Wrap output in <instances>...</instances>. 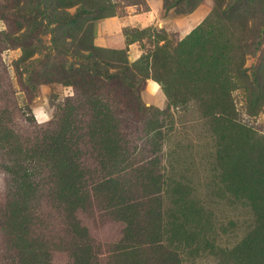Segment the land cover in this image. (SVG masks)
<instances>
[{"label": "rangeland", "instance_id": "rangeland-1", "mask_svg": "<svg viewBox=\"0 0 264 264\" xmlns=\"http://www.w3.org/2000/svg\"><path fill=\"white\" fill-rule=\"evenodd\" d=\"M263 26L264 0H0V264H264Z\"/></svg>", "mask_w": 264, "mask_h": 264}, {"label": "trees", "instance_id": "trees-1", "mask_svg": "<svg viewBox=\"0 0 264 264\" xmlns=\"http://www.w3.org/2000/svg\"><path fill=\"white\" fill-rule=\"evenodd\" d=\"M45 0H36V4H43ZM59 3V2H58ZM216 12H214L213 15H215ZM103 17V12H99V11H96V16L95 17H90V18H86L84 21H82L81 23L77 22V26L81 28V31H83V28H84V33L85 32H89V30L91 29L93 23H94V20H99ZM71 22H76V19H70L68 24H70ZM85 22V24L83 23ZM209 23V20H207L206 22H204L201 26H199L196 30H194L192 32V34H190L188 36V38H186L184 41H181L180 42V46H183L185 44H195L197 43L201 36L205 33L206 31V27H210V25L208 24ZM80 24V25H79ZM83 26V28H82ZM264 27V26H263ZM70 31H74V29H71ZM217 41V44L218 45H221L222 48L224 46H226L227 44L230 43V41L228 40V38H226L224 35H219L218 39H215ZM229 42V43H228ZM82 49H84V54L83 56L84 57H91L92 59H95L97 57L100 56V48L95 46L94 44H92V42L90 41H87L86 39V34H84L83 36V45H82ZM154 58H153V61H152V73H153V77L159 81H162L163 83L166 82V75H167V68L164 66V67H159V62H162L163 58L165 59V54H166V51H163L162 52V59H161V56L159 53H156L154 52ZM95 62V63H94ZM94 63V66L97 68V69H104V67H101V65H97V61H93ZM93 70V69H91ZM107 70V68H106ZM105 70V71H106ZM108 72V71H107ZM121 78H123L125 81L129 82V83H134L135 81V78H136V75L135 73H129L128 71V68L125 66L123 68V71H121ZM169 87H166V90H167V93H168V96L171 98L173 97L174 99L176 98V95L175 94H172L170 93L171 90L168 89ZM248 92H249V95H250V98L252 99V102L253 105L252 107L254 106H258L260 105V100L262 98V95L264 93V91L262 89H255L254 87H248ZM218 90L216 91V94L213 98V100L215 101V104L214 106L216 107V110L219 111V114H227V109H223V107L220 105L219 103V97H218ZM230 98V97H229ZM227 100H228V97H227ZM217 111V112H218ZM220 117V118H219ZM219 117H217V119H221L222 116L220 115ZM241 131L242 133L246 136V137H258V134L256 133V130L253 129L252 127H249V126H242L241 125ZM243 129V130H242ZM125 155H115V159H116V162H120L122 163L121 161H124L125 160ZM126 161H124V164H125ZM152 162V161H151ZM150 162V163H151Z\"/></svg>", "mask_w": 264, "mask_h": 264}, {"label": "crops", "instance_id": "crops-1", "mask_svg": "<svg viewBox=\"0 0 264 264\" xmlns=\"http://www.w3.org/2000/svg\"><path fill=\"white\" fill-rule=\"evenodd\" d=\"M151 10L147 11V12H142L141 14L134 15L133 18L130 21H127L126 24H130L133 27H135V26L136 27L137 26L145 27V26H148L150 24H153L156 21L155 14H156L157 8L153 7V9H151ZM112 18H114V17H112ZM123 21H124L123 19H120V23H123ZM108 22H111V21H108ZM108 27H110V26H108ZM103 30L105 32V33L103 32L104 36H103V38H99L98 41L101 45L105 46V45H108V43L110 41V35H107L106 33L107 32H113V31L108 30L107 28H104ZM138 58H139V55H134V57H132L133 60H136ZM149 87H153V89L156 91H157V89L159 90V85L156 82L150 83Z\"/></svg>", "mask_w": 264, "mask_h": 264}]
</instances>
